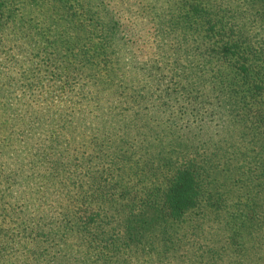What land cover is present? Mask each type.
<instances>
[{"label": "trees", "instance_id": "1", "mask_svg": "<svg viewBox=\"0 0 264 264\" xmlns=\"http://www.w3.org/2000/svg\"><path fill=\"white\" fill-rule=\"evenodd\" d=\"M0 264H264V0H0Z\"/></svg>", "mask_w": 264, "mask_h": 264}]
</instances>
